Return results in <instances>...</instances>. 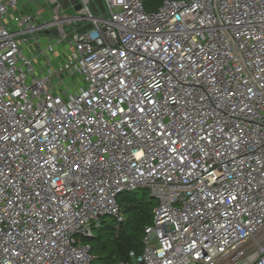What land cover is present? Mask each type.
I'll list each match as a JSON object with an SVG mask.
<instances>
[{
	"label": "built area",
	"instance_id": "2783aa9c",
	"mask_svg": "<svg viewBox=\"0 0 264 264\" xmlns=\"http://www.w3.org/2000/svg\"><path fill=\"white\" fill-rule=\"evenodd\" d=\"M44 2L0 0V264H92L144 189L116 264H264V0Z\"/></svg>",
	"mask_w": 264,
	"mask_h": 264
},
{
	"label": "trees",
	"instance_id": "16d2710c",
	"mask_svg": "<svg viewBox=\"0 0 264 264\" xmlns=\"http://www.w3.org/2000/svg\"><path fill=\"white\" fill-rule=\"evenodd\" d=\"M144 4L145 10L148 12H154L159 9L163 0H141ZM132 193V197L125 198L124 204H120L122 195ZM122 194L119 199V205L122 208V215L124 221L122 223L103 225V221L100 226L98 236L92 235L84 238L83 242L90 246L91 254L94 257L95 262L97 258L93 253V248L90 245L91 241L101 238V233L104 230H109L111 233L110 240L113 242V247L109 252V256L104 259V264H116L118 262H125L129 260L131 252L140 254L143 250L145 230L152 224V215L149 209L154 207L157 203L152 197H149L148 190H139L135 192H129ZM105 228V229H104ZM93 264V263H92Z\"/></svg>",
	"mask_w": 264,
	"mask_h": 264
},
{
	"label": "rangeland",
	"instance_id": "374dc122",
	"mask_svg": "<svg viewBox=\"0 0 264 264\" xmlns=\"http://www.w3.org/2000/svg\"><path fill=\"white\" fill-rule=\"evenodd\" d=\"M36 3H37V5H41V0H36ZM67 14L69 15V13H67ZM14 17H15L14 11L13 10H10L9 15H8V19H7V23L9 24L8 27L10 29H13V27H12L11 24H12V20H13ZM33 43L34 42H33L32 39L29 40V44H33ZM29 51L30 50H29L28 47L24 49V53L26 55L29 54ZM73 83L75 85L77 84L76 78H73ZM130 197H132V193L122 195L121 196V199L119 201L120 204L123 205L124 204V199L125 198H130ZM149 197H151V195H149ZM156 203L157 204L154 207H152V208L149 209V212L152 215V219H153V216L155 214V211L157 210L158 202L156 201ZM103 220L102 221L104 222L103 223L104 226H107V225L113 224V223H115L116 225H118V223L111 216H107ZM110 233L111 232L109 230H107V231L104 230L101 233V238L90 242V245L93 248V253H94L95 257L97 258V260L95 262H93V264H104V259L109 256V252L111 251V248L114 245L113 242L110 240V237H111V234ZM93 234L96 235V236H98V234H99L98 228L94 229Z\"/></svg>",
	"mask_w": 264,
	"mask_h": 264
},
{
	"label": "crops",
	"instance_id": "0c3cea01",
	"mask_svg": "<svg viewBox=\"0 0 264 264\" xmlns=\"http://www.w3.org/2000/svg\"><path fill=\"white\" fill-rule=\"evenodd\" d=\"M24 12L33 13L38 11L44 17H50L49 6L41 0V5H37L36 0H19ZM48 14V15H47Z\"/></svg>",
	"mask_w": 264,
	"mask_h": 264
},
{
	"label": "water",
	"instance_id": "95a60500",
	"mask_svg": "<svg viewBox=\"0 0 264 264\" xmlns=\"http://www.w3.org/2000/svg\"><path fill=\"white\" fill-rule=\"evenodd\" d=\"M94 1H95L96 5L100 8V10H101L102 12H104V11H105V8H104V5H103L102 0H94ZM96 5L93 4V9H95ZM79 9H80V6L78 5V6L76 7V11H78ZM51 34H53V35L56 36V35L58 34V31H57V30H53V31L51 32ZM151 197L154 198L153 196H151Z\"/></svg>",
	"mask_w": 264,
	"mask_h": 264
}]
</instances>
